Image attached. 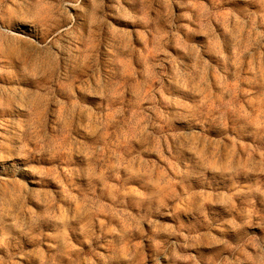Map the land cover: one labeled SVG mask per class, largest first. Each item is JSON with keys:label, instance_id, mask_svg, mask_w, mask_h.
Segmentation results:
<instances>
[{"label": "rangeland", "instance_id": "obj_1", "mask_svg": "<svg viewBox=\"0 0 264 264\" xmlns=\"http://www.w3.org/2000/svg\"><path fill=\"white\" fill-rule=\"evenodd\" d=\"M0 264H264V0H0Z\"/></svg>", "mask_w": 264, "mask_h": 264}]
</instances>
